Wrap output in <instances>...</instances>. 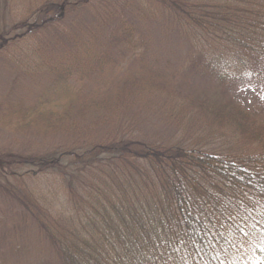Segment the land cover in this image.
I'll list each match as a JSON object with an SVG mask.
<instances>
[{
  "label": "trees",
  "instance_id": "trees-1",
  "mask_svg": "<svg viewBox=\"0 0 264 264\" xmlns=\"http://www.w3.org/2000/svg\"><path fill=\"white\" fill-rule=\"evenodd\" d=\"M47 11L59 18L37 24ZM34 20L0 38L19 71L15 86L0 74V264H264V120L228 95L264 89V0H42ZM164 21L194 43L172 70L150 44ZM179 80L213 85L176 96ZM117 84L113 105L97 99ZM138 101L166 107L177 135L226 144L132 140L117 125L99 144L82 136L87 116Z\"/></svg>",
  "mask_w": 264,
  "mask_h": 264
},
{
  "label": "rangeland",
  "instance_id": "rangeland-1",
  "mask_svg": "<svg viewBox=\"0 0 264 264\" xmlns=\"http://www.w3.org/2000/svg\"><path fill=\"white\" fill-rule=\"evenodd\" d=\"M7 1L8 3H11L10 9H12L13 15L10 17V20L8 19L10 15L8 17L5 16L2 20H0V38L3 37L9 40L10 38H13L17 33L22 31L21 28H18V26L21 27L23 24H27L28 22L36 25L34 19L35 16L37 15V12L40 10V5L42 3V0L40 1L39 0H19V1L7 0ZM0 3L5 6L4 0H1ZM53 3H55V1ZM17 9L20 10L19 13ZM33 12H36L35 15L32 14ZM56 13H60V12H56ZM47 14L48 11L44 14L43 17H41V19L39 18L38 20H36L37 24H41V22L47 23L48 21L54 22L59 18V15H54V11L50 15ZM30 16L34 17V19L32 18L31 21H29V19L31 18ZM163 24H164V34H162L159 30H157L156 31L157 39L152 40L150 42L153 51H155V54L153 55L155 64L161 65L162 67L167 68L168 70H172V68H174L176 65H180L182 63L188 64L189 63L188 59L193 52L192 46L194 45V43L190 42L191 39L188 40L186 36L183 38L182 33L178 34L177 31H174L172 29L166 32L167 21H164ZM48 31L51 33L52 29H49ZM55 34H56L55 30H53L52 36L54 37ZM42 40L43 43L45 44L53 41V39H47V38H44ZM54 41L56 40L54 39ZM10 47H15V45L11 44ZM7 57L8 56H6L5 58ZM4 62H6L4 59L1 60L0 62L1 63L0 74L3 73L1 75V78L5 79V85L15 86L16 83L12 84V81L14 80L15 76H13L11 72L12 71H15L16 73L19 72L17 69L18 67H16L15 65V69H13L14 67H12L11 63L2 64ZM233 64L235 66L233 67V69L231 68V70H228L227 74L232 79H235L237 77L240 78L239 81L241 82L244 78V73H242L243 69L239 67L237 64L235 63ZM182 82L183 81L179 80L178 81L179 84L176 85L177 87L173 88V90L177 92L175 94L176 96H178L179 94H183L190 97L192 95H195V93H199L201 91H208L211 88L210 86L213 85L211 81H202V80H197L195 83L189 85ZM118 84L117 86L109 85L111 87H108V94L107 91L105 90L104 95L103 94L99 95L97 99L105 97V99H108V102H112L109 104L113 105V100L110 99L112 98V96L115 95V93L121 87ZM5 85L0 84V90L2 91V93L7 90ZM234 86L235 84H233L231 88L234 92L229 93L228 95L230 97H233V99L237 104L243 106L244 110L250 112L252 115H255L254 113H257L260 115L257 116L258 119L264 120V89L261 90L260 87L250 84L248 87L242 89L240 88V86H237L238 90L235 91V89L233 88ZM109 97L111 98L109 99ZM165 109L166 107L158 108L157 106L152 105L151 103L149 105L141 104L138 101V102H133L130 105H127L124 109H121L119 114L118 111L116 110L113 112H111V110L110 111L105 110L104 113L102 112L99 117H93L91 114V116H87L85 118L84 123L80 122L82 136L87 141L95 140V143L99 144L100 142L97 141L102 138L103 133H105V130H107L109 126L117 125V127H119L118 130L120 131L119 134H121L122 136L125 135L127 136L128 139H132V140L156 141L166 144L167 142H172L173 139L180 140L181 138H184L188 142L191 141L192 143L199 141L201 143L209 144L210 142L215 141L214 143L218 144L219 146H223L226 144V143H222L223 139H216V140L210 139L209 140L210 142H208L207 139H205L206 134L202 128L199 131L195 128L192 130L188 129V131H185L184 133L177 135L178 132L176 131L175 127L173 125L171 126V122H169L170 117L167 116L169 115V112L168 110ZM108 120H110L109 123ZM1 138L3 137H1L0 135V142L2 140ZM46 142L47 140H44L42 143V146H44L42 147L43 151H45L44 149L47 148L45 147ZM29 148L30 150L33 151L35 150V147H31L30 145ZM227 148L231 150L232 149L238 151L240 150V147L237 148L236 146L227 147ZM258 152L264 153V149L261 148L260 150H258ZM45 194H47L48 196L50 195L48 189L43 192V195ZM38 195L40 194L38 193ZM40 197L42 196L40 195ZM55 197H56V193H55ZM55 197L54 198L49 197L48 200H53L55 199ZM69 199H72V197L69 196V194H67V200ZM55 201L57 204L59 203L57 199Z\"/></svg>",
  "mask_w": 264,
  "mask_h": 264
}]
</instances>
